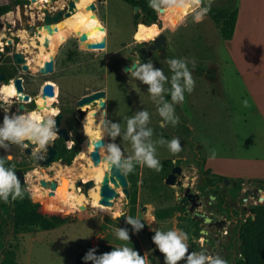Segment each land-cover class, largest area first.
Here are the masks:
<instances>
[{
	"label": "rangeland",
	"instance_id": "obj_1",
	"mask_svg": "<svg viewBox=\"0 0 264 264\" xmlns=\"http://www.w3.org/2000/svg\"><path fill=\"white\" fill-rule=\"evenodd\" d=\"M68 1L48 0L41 3L40 0H36L32 3L33 9L30 11L32 13L41 12L44 16L43 10L54 13L63 9ZM108 1L110 4H108L107 16V0H98L94 2L95 11L87 10L91 12V16L83 26L77 29L75 34L68 33L67 35L68 41L75 44L76 50L74 66L61 76L62 96L68 94L72 101H76L83 95L105 91L104 101L108 119L119 123L122 131L126 128L127 118L140 110H147L151 121L149 127L153 129V140L163 137L170 141L173 137H178L182 151L177 155H172L166 145H157L156 155L162 165V170L156 172L147 167L136 166L134 172L125 175L128 183V197L122 193L120 186L115 188L118 195L112 200L109 208H112L114 212L125 213L126 218L129 215L141 220L144 224L143 229L139 233H134L131 226L126 224V218L117 221L116 217L102 214L93 207L91 194L94 189L89 191V197L80 194L79 188L75 189L73 183L77 179L88 180L94 178L95 175L90 170L83 152H80L75 159L79 150H82L83 145L88 141L86 136L80 139L79 146L76 143L72 145V149H80L75 151L70 163L60 164L48 177H44V173L26 176L22 184L23 199L18 198L9 203L0 201V264L6 253L13 255L15 264H75L77 255L86 246L94 247L97 244L113 247L127 245L135 251H141L147 264H164L163 255L153 244L152 237L156 230L166 232L172 229H179L188 234L187 243L190 252L211 251L212 247H216V243H221L218 252L228 261V264H235L239 258L236 241L239 226L248 219L253 221L254 209L259 205H264V202L257 201L259 191L264 189V181H242L245 186L241 187V184L239 188H236L238 194L241 193V195L238 198H232L236 199L233 200L234 202H238L237 208L233 210L224 202L222 205L228 208L226 212L216 213L213 212L216 207L214 199H229L228 191L236 184L233 183V179L224 177L231 181L230 184L224 185L221 177H218L207 186L200 179L198 171V165H204V161L209 159L216 160L215 166L219 168L238 173L264 170V166L254 164L251 167L244 162L237 161L245 158V154L250 157L263 154L262 151L251 148L249 145L251 141L256 145L259 143L264 145V124L248 123V121L245 122L247 118L234 114V108L231 106L232 95L228 94L229 80L233 78L234 71L228 57V44L220 38L216 25L208 15L202 22H194L195 12L191 8L185 9L183 13L159 14L155 12L156 20L158 15L162 22L160 26L157 21L149 25L136 21L139 23L136 27L131 6L119 0ZM237 3L238 0H214L211 9H225L230 12ZM24 11V8H19L16 14L11 12L8 18L18 21L20 30L24 29L22 26L26 19ZM68 18L53 25L52 29L61 28ZM97 20L100 24L95 23ZM140 25L144 27L140 28ZM41 32L42 37L48 33L46 29ZM160 33L166 35V42L158 51L148 50V43L145 42L152 41ZM81 35L86 36L84 44L102 42L105 43V47L88 50L81 46L76 38ZM67 37L65 36L62 40L59 37L55 38L50 43L49 51L53 52L55 45ZM173 58L186 59L192 75L198 70L207 71L213 67L220 74L219 78L214 81H208L202 76L197 79L194 77V91L191 94L185 93V101L176 105V114L180 117V121L175 127L171 124L164 126L157 113L156 105L150 99L147 86L123 70L125 65L130 67L132 63H146L151 60L155 68L163 69L165 75L170 78L172 73L164 60ZM202 58L203 63H200ZM193 61L195 62L194 67ZM168 86L170 85H166ZM166 99L170 102L171 98L166 95ZM87 107H89L88 112L99 108V106L93 108L83 106L82 110ZM184 113L188 118L187 124L183 117ZM107 142L109 141L106 138L104 143ZM116 143L120 145L125 156L131 154L130 142L117 138ZM213 151L216 153L215 158H212ZM0 155L3 157L2 153ZM9 156L7 154L5 157ZM89 158L91 159L90 156ZM8 161L15 169L18 167L15 166V162L18 163L20 157L11 158ZM91 162L94 163L92 159ZM174 167H180L181 173L176 175L174 185H166L165 179ZM61 168L69 174L72 184L70 188L67 186L66 179L58 176L57 171ZM39 178L55 181L60 187L57 194L65 203L63 196L69 191L71 198L81 195L84 204L79 205L75 200H71L69 204L66 203V211H59L54 204L55 201L52 200L54 205L47 212L33 213V209L45 208L48 204L42 200L45 198L43 192L48 189L40 187L34 181ZM248 189L255 193L248 195ZM197 191L205 196L201 199L205 216L211 212L217 217L224 218V220L219 218V221L227 222L222 233L216 234V241L212 239V236L206 240V237L198 233L200 228H205L204 225L194 228L195 219L189 196H198ZM208 196L214 198L207 199ZM248 196L254 200L242 201V199H249ZM183 199H187V203H182ZM23 200L28 203L29 217L37 223L36 227L43 224L47 229L37 228L25 234L13 232L14 204ZM209 201L213 204L211 207H206ZM244 203H248L247 206ZM43 215L45 219L42 218ZM47 215L52 217L49 218ZM197 223L200 222L197 221ZM118 228H127L130 241H121L115 236V230Z\"/></svg>",
	"mask_w": 264,
	"mask_h": 264
},
{
	"label": "clouds",
	"instance_id": "obj_2",
	"mask_svg": "<svg viewBox=\"0 0 264 264\" xmlns=\"http://www.w3.org/2000/svg\"><path fill=\"white\" fill-rule=\"evenodd\" d=\"M214 0H148V6L159 14L183 13L191 8L194 12V22L203 21L210 12ZM100 24V21H95ZM143 28V25L139 26ZM172 73L170 78L165 75L163 69L155 68L152 61L132 64L127 74L147 86L151 101L156 105V110L164 126L171 124L177 126L180 117L176 114V105L185 101V93L191 94L195 89V80L192 71L188 67V61L184 58L166 59ZM193 67L195 62L193 61ZM166 85H170L166 87ZM13 89V93H14ZM170 96V102L166 99ZM247 106V101H244ZM100 102L97 111L100 113L95 132L90 138V147L98 149L101 163L105 168L115 169L124 175L134 172L136 166L147 167L159 172L162 165L157 159V145H166L170 154L177 155L182 151L178 137L170 141L163 137L153 140V129L149 127L150 114L147 110H140L126 120V128L122 131L121 125L108 119L107 109ZM59 115V109H47ZM90 115H95L91 113ZM58 137L56 119L53 115L41 117L37 112H24L23 114L9 115L5 113L2 125H0V149L10 150L15 145L26 148L35 145L36 153L46 152ZM107 138L109 142L103 143ZM117 138L130 142L132 152L125 156ZM27 142V143H26ZM70 146V145H69ZM215 151L212 158H215ZM41 158H44L41 156ZM8 160L11 159L9 156ZM6 160L0 157V201L9 203L18 198L23 199L24 191L15 170L6 167ZM259 202H264V189L259 191ZM125 215L122 212L114 213L116 218ZM126 224L130 225L134 233H139L144 224L141 220L127 215ZM152 242L163 255L164 264H228V261L219 254L211 255L206 251L190 252L187 243L189 236L179 229L168 231L156 230ZM115 236L121 241H130L127 228L115 230ZM203 243V240H201ZM97 249H89L83 257L84 264H147L144 256H141L133 248L127 245L112 248V251L96 254Z\"/></svg>",
	"mask_w": 264,
	"mask_h": 264
},
{
	"label": "flooded vegetation",
	"instance_id": "obj_3",
	"mask_svg": "<svg viewBox=\"0 0 264 264\" xmlns=\"http://www.w3.org/2000/svg\"><path fill=\"white\" fill-rule=\"evenodd\" d=\"M101 3H103V1ZM123 3L126 4L125 2ZM126 5L130 6L128 4ZM31 6H33V4L30 0H22L21 3L14 4L9 7L8 11H4L3 0H0V125H2L5 113H8L9 115H20L24 112H37L41 117L53 115L56 119L58 137L54 144L50 146L46 152L39 154L34 151L36 147L35 145H30L26 148L13 145L8 151L0 149V153L3 154V157L7 162H9L7 157H5L7 154L13 159L20 157V161L18 163L15 162V166H18L15 167V169L16 173L21 170L23 172L27 171L25 173H21L23 182L25 181V177L30 176V174H34V176H36L39 173H44V177H48L60 164L67 163L66 160H69L70 163L71 160L68 158V153H72L80 149H72V145L76 143L79 146L80 139L85 138L86 136L85 126L83 124L84 117L82 119L79 118L77 113V102L85 95L81 96L76 101H72L68 94H66V96H62L60 88L61 76L65 71L67 72L70 67L74 66L76 46L75 44L69 42V37H67L62 42L55 45L53 52L49 51V42L46 39L43 40L41 32L44 26L43 15L38 11L32 13L30 11L33 9ZM19 8L25 9L24 15L26 16V19L22 25L24 28L23 30L18 28V21L8 19L10 17V13L15 12L14 14H16V10ZM131 8L133 10V7ZM37 9L40 10L39 7H37ZM137 12L135 14H137ZM156 21L160 26L162 22L159 20L158 15ZM137 24L139 23L135 24L136 27ZM160 34L164 35L166 42V35L164 33ZM76 38L79 42V37L77 36ZM45 41L48 43L47 47L44 46ZM145 43H148L149 48L151 41ZM159 49H157V51ZM48 63H50V70L45 72V64ZM47 86H49V89L46 88ZM13 89L15 90L14 94L12 93ZM47 93H51V95H48ZM47 109H59V115L56 116ZM61 132H63V134H61ZM49 151H53L50 155L51 161L47 164L39 163L36 158L37 155L43 156L44 158L41 159L45 160L49 156ZM63 157H65V160H62ZM180 173L178 175H180ZM200 179L203 180L207 186L215 181H205L201 175ZM223 179L224 178H221L222 183L224 184ZM40 180L47 181L44 178L35 179L34 181L40 187ZM78 180H80V178L74 182L75 189H77L75 184ZM242 181L243 180L239 179V182L236 183V179L233 180V183H235L236 186L233 185V187L229 189L227 194L229 199H214V205L216 207H214L215 211L213 212L225 213L228 208L226 205L223 206L224 202L233 210L237 208L238 202H234L233 200L236 199L232 198H238V196L241 195V193L238 194L236 188L241 186ZM230 182L231 181H229L228 184H230ZM244 186L245 185L242 184L241 187ZM253 192L255 193V191H252L251 189H248L247 191L248 195ZM197 194L198 196H189L191 210L194 213L193 218L195 219V223L193 224L194 228L196 229L198 226L204 225L205 228H200L198 233L201 236L206 237V240L209 239V236H212V239L216 241V234L222 233L227 222L219 221V218H221L220 220H224V218H222V216L217 217L216 214L211 212L205 216V212L201 206V199L205 196L200 191H197ZM211 198L214 197L208 196L207 199ZM247 198L249 199H242V201L248 202V200H254L250 199V196ZM187 201V199H183L182 203L185 204ZM257 201L259 202V198ZM212 204L213 203L209 201L206 207H211ZM244 204L247 206L248 203ZM197 221L200 223L198 224ZM224 234H226V232ZM220 246L221 243H216V247H212L211 251H207V253L211 255L219 254L222 257L221 253L218 252V248H220ZM158 256L161 258L159 252Z\"/></svg>",
	"mask_w": 264,
	"mask_h": 264
},
{
	"label": "crops",
	"instance_id": "obj_4",
	"mask_svg": "<svg viewBox=\"0 0 264 264\" xmlns=\"http://www.w3.org/2000/svg\"><path fill=\"white\" fill-rule=\"evenodd\" d=\"M108 4L110 3L107 0L106 16L109 12ZM235 8L237 15L233 34L231 39L224 41L228 44V57L234 69L233 78L229 80L228 94L232 95L231 106L235 115L247 118L245 122L248 123L264 124V0H238ZM200 63H203V58L200 59ZM198 71L193 74V78L202 76L208 81H214L220 75L214 67L207 71ZM244 101H247V106ZM183 117L187 124L188 118L185 113ZM249 146L257 148L263 154L258 157L245 154V158L237 161L251 167L254 164L264 166V145L262 143L256 145L251 141ZM246 149L248 151V148ZM215 162L216 160H205L204 169L217 177L264 181V170L238 173L219 168L215 166Z\"/></svg>",
	"mask_w": 264,
	"mask_h": 264
},
{
	"label": "trees",
	"instance_id": "obj_5",
	"mask_svg": "<svg viewBox=\"0 0 264 264\" xmlns=\"http://www.w3.org/2000/svg\"><path fill=\"white\" fill-rule=\"evenodd\" d=\"M131 7H138V12L135 14L134 21L143 24L149 25L155 23L156 15L148 6L147 0H121ZM22 0H3V9L8 11L9 7L14 4L21 3ZM208 17L213 21L217 27L218 34L223 41L231 39L237 9L234 8L232 11L228 12L225 9H211L207 13ZM138 30V29H137ZM75 151L68 153V158L72 161ZM6 167H11L12 165L6 161ZM14 168V167H13ZM15 170V169H14ZM199 171L201 177L205 181L213 180L218 178L216 175L210 174L208 170L204 169V165L199 164ZM27 201L23 200L16 202L13 208V220L12 227L15 234H25L34 231L37 228L41 230L47 229L43 224H40L38 227L37 223L30 219L29 213L27 210ZM41 209V212H47L50 207L45 206V208L38 207ZM254 220H246L241 223L238 229L237 243L239 258L236 260L235 264H264V205H259L254 209ZM47 217H52L48 216ZM42 218H46L44 215ZM96 248L97 255L107 253L112 251L113 246L105 244H97L94 247L86 246L76 257L75 264H84L83 257L89 249ZM141 256H143L141 251H137ZM1 264H15L13 255L11 253H6L5 257Z\"/></svg>",
	"mask_w": 264,
	"mask_h": 264
},
{
	"label": "water",
	"instance_id": "obj_6",
	"mask_svg": "<svg viewBox=\"0 0 264 264\" xmlns=\"http://www.w3.org/2000/svg\"><path fill=\"white\" fill-rule=\"evenodd\" d=\"M31 3H35L36 0H30ZM75 1L77 0H69L66 4V6L59 11H55L54 13H49L47 10H43V19H44V26L43 29H46L48 33H51L52 30L56 31V28L52 29V26L55 25L58 22L63 21V19L68 18L72 15V11H73V7L75 4ZM96 9V5L95 3H91L86 10H91V11H95ZM138 7H133V11L134 14L137 12ZM163 21V20H162ZM86 41V36L85 35H81L79 36V43L81 44V46H84L85 48H87L88 50H94V49H103L105 47V43L102 42H97V43H87L84 44L83 42ZM165 43V37L162 34H159L153 41H151V44L149 45V50H157L159 49L163 44ZM48 43L47 41H45L44 46L47 47ZM135 64V63H132ZM46 69L45 72L50 70V63L45 64ZM129 69V65H125L123 67V70L125 72H127V70ZM18 83V81H17ZM46 88L49 89V86H47ZM46 93V92H45ZM48 95H51V93H47ZM106 97V93L105 91L101 90V91H95L89 95H85L83 97H81L77 104H78V108H77V113L79 118H83L86 113L89 110V107H87L85 110H82L83 106H90L91 108L95 107V106H100V102H104L105 104V99ZM106 107V104L103 106ZM61 117V115H60ZM61 134H63V132H61ZM104 143V141H103ZM53 151H49L48 154L49 156L47 157V159L42 160L40 155H37V160L39 163L42 164H47L48 162L51 161L50 159V155L52 154ZM91 159L93 160L94 164H98L100 162V156L98 154V149H93V151L90 154ZM62 160H65V157L62 158ZM67 163H69V160H66ZM180 173V168L176 167L174 168L171 173L169 175H167L166 179H165V184L166 185H174L175 183V175ZM17 176L20 179L21 184H23V179H22V174L20 172H17ZM224 184L227 185L229 183L228 180L223 179ZM239 182V179H236V183ZM39 184L41 185V187L45 188V189H49L51 191H53L56 187V182L55 181H45V180H40ZM110 184L113 186L111 187ZM76 187L77 189H80V192L85 196V197H89V191L94 189L96 190V182L94 179H88L85 182H82L81 180H78L76 182ZM121 187V191L122 193L128 197V190H127V179L125 177L124 174H122L121 172L112 169L109 170L108 172H104V175L102 177L101 182L99 183V190H98V194H99V200L98 203L100 205L103 206H108L110 207L112 205V200L114 198L117 197L118 192L116 191L115 188L117 187ZM37 204V203H36ZM57 209L59 211H62L61 205L57 204L56 205ZM80 209H84V207H80ZM33 213H41V209H33ZM126 215H123L119 218H116L117 221H121V220H125Z\"/></svg>",
	"mask_w": 264,
	"mask_h": 264
},
{
	"label": "bare ground",
	"instance_id": "obj_7",
	"mask_svg": "<svg viewBox=\"0 0 264 264\" xmlns=\"http://www.w3.org/2000/svg\"><path fill=\"white\" fill-rule=\"evenodd\" d=\"M41 3L43 2H47L48 0H40ZM97 0H77L75 1L74 7H73V11H72V15L70 18L67 19V21L61 26V28H58L56 31L52 32V33H46L43 35V40L46 39L49 42V46L50 43L57 37H59L61 40L67 35L68 33L72 34L75 33L77 29H79L80 27L83 26V24L89 19V17L91 16V12L87 11V7L91 4L96 2ZM42 5V4H41ZM38 7V6H37ZM66 19V18H65ZM158 36V35H157ZM156 36V37H157ZM26 37V36H25ZM154 37L152 39V41L156 38ZM60 40V41H61ZM35 44V43H34ZM33 44V45H34ZM41 53V52H40ZM42 54V53H41ZM7 91V90H6ZM13 93V92H12ZM14 94V93H13ZM98 108H95L94 111H89L86 113V115L83 118V124L85 126V135L86 138H88V141L83 145L82 150H79V152L77 153L75 159L77 158V156L79 155L80 152H83V156L86 159V161L89 164L90 170L93 171L95 173L94 175V179L96 182V190H94V192H92L91 194V198H92V204L93 207L96 208L97 211H99L102 214H106L109 215L111 217H115L114 216V212L112 208H109L108 206H103L100 205L98 203L99 197L97 194V190H98V186L99 183L102 180V177L104 175V172H108L109 169L105 168L104 165L100 162L99 164H94L91 162V159L89 158L91 152L93 151V149L90 147V138L93 136L94 132H95V128H96V124L99 121V115L100 113L97 111ZM91 113H95V115H90ZM84 139V138H83ZM101 161V159H100ZM61 167V166H60ZM87 169V168H86ZM77 172V171H76ZM58 176L63 177L66 179V182L68 183V187H71V182H70V178H69V174L68 172H66V170H64V168L59 171H57ZM79 173V172H78ZM57 178V176H56ZM59 178V177H58ZM82 182H85L87 180L85 179H80ZM64 184V183H63ZM74 184V183H73ZM65 185V184H64ZM111 187H113L110 184ZM68 188V189H69ZM60 190V187L57 185L56 183V187L53 191L49 190L48 191H44L43 195L44 199H42L43 201L47 202V206L48 207H53L54 204H60L62 207L63 211H66V203L69 204V202L71 200H75L79 205H81V203L84 202V199L81 195L76 196V198H71V195L69 193V191L67 192V194L65 196H63L66 200V203L59 197V194H57V191ZM65 192V190H64ZM80 194H82L80 192ZM122 194V193H121ZM76 195V194H75ZM50 198V199H49ZM55 201L54 204H52L53 201ZM84 204V203H83Z\"/></svg>",
	"mask_w": 264,
	"mask_h": 264
}]
</instances>
